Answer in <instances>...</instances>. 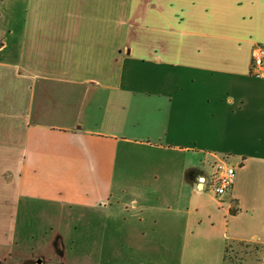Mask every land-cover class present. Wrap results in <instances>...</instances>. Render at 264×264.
<instances>
[{"label": "crops", "instance_id": "crops-1", "mask_svg": "<svg viewBox=\"0 0 264 264\" xmlns=\"http://www.w3.org/2000/svg\"><path fill=\"white\" fill-rule=\"evenodd\" d=\"M258 44L264 0H0V263H70L65 216L87 214L121 218L123 246L143 241L119 264L264 250ZM221 160L236 174L218 197Z\"/></svg>", "mask_w": 264, "mask_h": 264}, {"label": "rangeland", "instance_id": "rangeland-1", "mask_svg": "<svg viewBox=\"0 0 264 264\" xmlns=\"http://www.w3.org/2000/svg\"><path fill=\"white\" fill-rule=\"evenodd\" d=\"M8 7L9 5L6 4L4 10H8ZM115 184L116 183H114V185ZM114 197L119 200L121 198L120 187L117 184L114 190ZM33 206L36 207L35 204ZM34 207L33 209L35 212L38 208ZM37 207H41V205H37ZM50 216L52 217V215ZM50 216L48 220L51 218ZM75 217L76 219L74 220L72 217L65 216L66 221L63 223L64 230L61 235L64 238L65 243L64 258H66L67 261H70V263H66L77 264L73 262L74 258H77L82 263L88 261L98 263V261H100V264H104L111 260L112 263L109 264H115L113 262L119 259L127 261L126 259L133 258L134 261H137L138 258L142 259L144 257V253L142 255V252L145 251L146 247L144 246L143 241L138 242L136 237L132 240L131 238L129 239L133 246L122 245L123 242H121V235L123 229L121 228V224H123V220L121 218H117L114 214L107 218V221L105 216L97 214H87L81 217L75 215ZM30 220L33 229H36L34 227H40L39 224L37 225V222L39 221L43 222L41 226H44L46 223L44 222V219L42 220L41 216L36 214H33ZM50 220H52V218ZM52 223L53 221L48 222V224ZM88 225L93 227L89 228ZM19 226V235L22 236L23 234V238L26 237L24 235L27 223L24 225V223H22V218H20ZM74 227L76 228L75 230L73 229ZM136 231L137 230L133 232L135 236ZM36 233L38 232L35 231L34 234ZM25 239L28 240L27 238ZM161 250L163 249L161 248ZM263 251L264 250L260 247V245L253 242H230L228 243L227 259L225 264H261ZM157 256L161 257L164 255L163 253H160ZM115 262H118L116 264H119V261Z\"/></svg>", "mask_w": 264, "mask_h": 264}, {"label": "built area", "instance_id": "built-area-1", "mask_svg": "<svg viewBox=\"0 0 264 264\" xmlns=\"http://www.w3.org/2000/svg\"><path fill=\"white\" fill-rule=\"evenodd\" d=\"M264 62V45L258 44L252 51V71L257 77H262V71L258 68L262 67ZM236 169L225 160L217 162L214 166V176L212 179V190L218 197L227 194L234 182Z\"/></svg>", "mask_w": 264, "mask_h": 264}, {"label": "trees", "instance_id": "trees-1", "mask_svg": "<svg viewBox=\"0 0 264 264\" xmlns=\"http://www.w3.org/2000/svg\"><path fill=\"white\" fill-rule=\"evenodd\" d=\"M236 213V210H234V209H231L230 210V214L231 215H234ZM240 243H244V242H240ZM227 249H228V244L226 245V247H225V251H224V259H223V264H225L226 263V259H227ZM1 264V263H0Z\"/></svg>", "mask_w": 264, "mask_h": 264}]
</instances>
